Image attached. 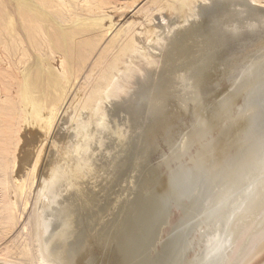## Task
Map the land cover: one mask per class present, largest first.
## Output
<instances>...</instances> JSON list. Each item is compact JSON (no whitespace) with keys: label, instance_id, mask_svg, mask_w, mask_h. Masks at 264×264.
<instances>
[{"label":"rangeland","instance_id":"374dc122","mask_svg":"<svg viewBox=\"0 0 264 264\" xmlns=\"http://www.w3.org/2000/svg\"><path fill=\"white\" fill-rule=\"evenodd\" d=\"M241 1L0 0V264H42L39 251L44 248L52 249L57 256L58 253L65 255L64 260L61 259L63 264H96L106 237L148 166L149 157L152 159L162 141L160 134L149 135L153 144L147 134L144 137L148 126L145 123L156 119L159 111H166L161 117L164 121H168L165 116L169 120L175 118L197 80L196 75L206 70L202 68L208 65L205 68L209 70L249 47L251 42L264 38V0ZM153 27L163 32L165 40L168 39L166 43L184 40L186 50L181 49L182 55L180 52L177 60L172 52V58H167L173 42L165 43L167 50L165 46L161 52L154 41L151 42L155 35L151 33ZM237 30L241 34L236 35ZM131 39L141 49L137 48L130 59L121 61L123 68L129 67L135 58L141 61L145 51L153 56L158 54V64L162 63L151 69L143 66L148 71L138 73L126 84L121 93L126 94L130 88L127 95L104 101L102 106L107 112L104 124L111 128L108 126L109 131L96 138L88 151L93 159L89 162L91 169L84 172L88 175L83 176L85 180L82 178L78 186L65 174L49 196L40 185L42 176L50 175L53 164L56 171H65L70 164L68 160L73 155L71 162L76 159L77 152L68 149L67 143H76V133H81L100 111L93 109V103L87 104L86 98ZM212 58H216V63ZM211 61L214 63L209 64ZM125 70H119L118 76L123 77ZM177 73H185L183 77H186H182L185 80ZM148 131L151 134V130ZM120 133L123 138H119ZM99 140L102 142L97 143ZM143 140L149 142L145 148L148 157L144 155L145 149H141L146 147ZM55 159L60 162L58 165ZM42 218H50L49 223L53 225L49 224L51 229L46 236L59 229L58 234L57 230L53 233L57 237H42L49 243L44 248V244H40L39 230ZM84 233L86 237H82ZM84 245L88 256L81 252Z\"/></svg>","mask_w":264,"mask_h":264},{"label":"water","instance_id":"95a60500","mask_svg":"<svg viewBox=\"0 0 264 264\" xmlns=\"http://www.w3.org/2000/svg\"><path fill=\"white\" fill-rule=\"evenodd\" d=\"M96 264H264V38L198 76Z\"/></svg>","mask_w":264,"mask_h":264},{"label":"bare ground","instance_id":"6f19581e","mask_svg":"<svg viewBox=\"0 0 264 264\" xmlns=\"http://www.w3.org/2000/svg\"><path fill=\"white\" fill-rule=\"evenodd\" d=\"M83 1V0H82ZM241 1V0H240ZM256 1V0H255ZM85 2V1H84ZM241 2H243V1H241ZM249 2V1H248ZM252 2V1H251ZM250 2V3H251ZM245 3V2H244ZM195 4V3H194ZM240 4H242V3H240ZM246 4V3H245ZM252 4H253V2H252ZM251 4V5H252ZM208 5V4H207ZM253 6V5H252ZM66 7V6H65ZM221 8V7H220ZM242 8V7H241ZM240 8V9H241ZM250 8V7H249ZM258 8V7H257ZM191 9V8H190ZM215 9V8H214ZM260 9V8H259ZM200 10V9H199ZM261 10V9H260ZM203 11H204V9H203ZM211 13V12H210ZM229 13H231V12H229ZM245 14V13H244ZM193 15V14H192ZM239 15V14H238ZM246 15V14H245ZM164 16V15H163ZM171 16V15H170ZM119 17V16H118ZM162 17V16H161ZM187 17V16H186ZM242 17V16H241ZM129 18V17H128ZM143 18V17H142ZM193 18V17H192ZM239 18V17H238ZM245 18H247V17H245ZM121 19V18H120ZM190 19V18H189ZM236 19V18H235ZM162 20V19H161ZM209 20V19H208ZM237 20V19H236ZM164 21V20H163ZM235 21V20H234ZM244 21V20H243ZM184 22H185V20H184ZM241 22V21H240ZM233 23V22H232ZM243 23V22H242ZM186 24V23H185ZM161 25V24H160ZM237 25V24H236ZM127 26V25H126ZM157 27V26H156ZM226 27V26H225ZM239 27V26H238ZM139 28V27H138ZM174 28V27H173ZM201 28H203V27H201ZM200 28V29H201ZM234 28V27H233ZM249 28V27H248ZM253 28V27H252ZM247 29V28H246ZM173 30V29H172ZM256 30V29H255ZM262 30V29H261ZM147 31V30H146ZM152 31L153 32H151V33H155V35H154V38H151L152 40H151V42L152 41H154V43L158 46V48H160V52H161V49H162V51L164 50V47L166 46V44H169L170 43V45H171V43H172V48H171V50H169L168 52H169V55H170V53L172 52V54L173 55H175L173 58H176L175 60H177L178 58V56H180V54L182 55V52L184 51V50H186L185 48L183 49V47L185 46L184 45V43H183V41L184 40H182V41H177L176 42V40L177 39H175V41H173L172 40V42L170 41H168V43H166L165 41H167V40H165L167 37L166 36H163L162 34H163V32H162V34L160 33V31H158V29L157 28H155V27H153V29H152ZM176 31V30H175ZM185 31V30H184ZM196 31V30H195ZM203 31V30H202ZM201 31V32H202ZM240 31V30H239ZM243 31V30H242ZM251 31V30H250ZM254 31V30H253ZM142 32V31H141ZM192 32H193V30H192ZM230 32V31H229ZM228 32V33H229ZM237 32H238V30H237ZM252 32V31H251ZM254 32H257V31H254ZM168 33H171V30H170V32H168ZM195 33V32H194ZM234 33V32H233ZM239 33L241 34V31L240 32H238V33H236V35H239ZM192 34V33H191ZM199 34V33H198ZM235 34V33H234ZM234 34H232V35H234ZM243 34V33H242ZM250 34V33H249ZM137 35V34H136ZM220 35V34H219ZM222 35V34H221ZM220 35V36H221ZM199 36V35H198ZM256 36V35H255ZM262 36V35H261ZM146 38H147V36H145ZM175 37V36H174ZM231 37V36H230ZM233 37H235V36H233ZM232 37V38H233ZM240 37V36H239ZM142 38V37H141ZM140 38V39H141ZM144 38V37H143ZM150 38V37H149ZM190 38V37H189ZM135 39H137V38H135ZM145 39V38H144ZM173 39V38H172ZM208 39V38H207ZM223 39V38H222ZM230 39V38H229ZM234 39V38H233ZM235 39H236V37H235ZM234 39V40H235ZM261 39V38H260ZM239 40V39H238ZM137 41H138V39H137ZM220 41V40H219ZM224 41V40H223ZM229 41V40H228ZM139 43V42H138ZM145 43V42H144ZM166 43V44H165ZM214 43V42H213ZM219 43V42H218ZM249 43V42H248ZM252 44H254L253 42H251ZM140 44V43H139ZM138 44V45H139ZM251 44V45H252ZM122 45V44H121ZM145 45V44H144ZM144 45H142V46H144ZM154 45V44H153ZM187 45V44H186ZM215 45V44H214ZM137 46V44L135 43V40L134 39H131V40H129V42H128V44H127V46L125 47V49H124V52H122V53H120V55H119V59L117 60V61H113V62H111V68L109 69L110 71H107L106 70V72H104V73H102V76H101V78H102V81L100 82V83H98V84H95L94 85V87H96V89L94 88V91L91 93V94H89V96L86 98V103L87 104H89L90 105V103H93V104H91V105H93V109L94 108H97V109H99L98 111V116H97V118H95V120H92V121H90L89 120V122H87V124H86V122H85V128L82 130V132L81 133H78L77 131V133H76V136H78V141L76 140V143H72L71 141V143L69 142V143H67V144H69L68 145V149H74V151H76L77 152V154H76V159L74 160V161H72L71 162V160H72V157L74 156H72L71 157V154H70V156L69 157H71V160H68L69 162H70V164L68 165V167L67 168H65V171L63 170V171H56L55 170V168H56V164H53L52 166H51V168H50V171L51 172H49L50 173V175L48 176H46V175H41L43 178H42V183L40 184V185H42V188L43 189H45V190H47V194H51V192H53L52 191V189H54L53 187L55 186V184L56 183H58L59 181V179L61 178V177H63V176H65V174L66 175H68L69 177H70V179L72 180V182H73V185H77V183H78V186H80L79 184H80V181L82 180V178H83V176H87L88 175V173H87V175H84V172L86 171V170H89V169H91L90 167H89V162H90V160H91V158L92 157H90L89 155H88V151L91 149V146L93 145V143L95 142V140H96V138H98V137H100L101 135H103L104 134V131H109V129L111 128V126L110 125H106V124H104L105 123V113H107V112H104V106H102V105H105L104 104V101L106 102V100H110V101H112V99L113 98H118V97H122V94L124 93V91H125V87H126V84H128V83H130L132 80H133V78L138 74V73H143V71L144 70H147L149 67V69H151L152 68V66H155V67H157L156 65H158V67H159V65L162 63L161 61H160V64H158L159 62V60H158V57L160 58V56H158V54H156V56H153V55H150V54H147L146 53V51L145 52H143V59L141 60V61H136V58H135V60H132V62H130V60H129V62L131 63V65L129 66V67H126V65L124 66L125 68H123V63H121V61L122 60H124V59H128L129 57H130V55L133 53V52H136L135 50L137 49V48H139V46L138 47H136ZM170 46V47H171ZM195 46H197V45H195ZM136 47V48H135ZM185 47H187V46H185ZM198 47V46H197ZM120 48H121V46H120ZM143 48V47H142ZM146 48V47H145ZM156 48V47H155ZM190 48V47H189ZM215 48V47H214ZM225 48V47H224ZM139 49H141V47L139 48ZM138 49V50H139ZM170 49V48H169ZM181 49H182V52H181ZM145 50V49H144ZM143 50V51H144ZM152 50V49H151ZM166 50H167V46H166ZM187 50H188V48H187ZM142 51V50H141ZM189 51V50H188ZM157 52H159V51H157ZM159 52V53H160ZM181 52V53H180ZM186 53H187V51H185ZM213 52V51H212ZM232 52V51H231ZM117 53V52H116ZM129 53V54H128ZM180 53V54H179ZM185 53V54H186ZM216 53V52H215ZM228 53V52H227ZM238 53V52H237ZM134 54V53H133ZM137 54H138V51H137ZM168 54V53H167ZM185 54H183V55H185ZM224 54V53H223ZM230 54V53H229ZM232 54H233V52H232ZM116 55V54H115ZM159 55H161V54H159ZM165 55V54H164ZM167 56V58H172L171 57V55L170 56ZM187 55V54H186ZM228 55V54H227ZM112 56V55H111ZM114 56V55H113ZM112 56V57H113ZM132 56V55H131ZM212 56V55H211ZM219 56V55H218ZM224 56H226V55H224ZM223 56V57H224ZM231 56H233V55H231ZM231 56H229V57H231ZM22 57V56H21ZM161 57L163 58L164 56L163 55H161ZM182 57V56H181ZM180 57V58H181ZM183 58V57H182ZM197 58V57H196ZM216 58H218V57H216ZM215 58V59H216ZM130 59V58H129ZM132 59V58H131ZM133 59H134V57H133ZM213 59V58H212ZM215 59H213L214 60V62H215ZM219 59H222V58H219ZM218 59V60H219ZM138 60H139V58H138ZM163 60H165L164 58H163ZM171 60H173V59H171ZM174 60V61H175ZM226 60V58L224 59V61ZM59 61V60H58ZM125 61H127V60H125ZM217 61V60H216ZM221 61V60H220ZM220 61H219V63H220ZM123 62V61H122ZM129 62H127V63H129ZM145 62V63H144ZM171 62V61H170ZM176 62V61H175ZM174 62V63H175ZM213 61H211V62H209V64L210 63H212ZM213 62V63H214ZM222 62V61H221ZM9 63V62H8ZM167 63V62H166ZM216 63V62H215ZM169 64V63H168ZM208 64V63H207ZM5 65V64H4ZM7 65V64H6ZM61 65V64H60ZM173 65V63L171 64V66ZM57 66V65H56ZM145 68H147V69H145ZM212 66V65H211ZM210 66V67H211ZM7 67V66H6ZM61 67H62V65H61ZM104 67H105V65H104ZM122 67V68H121ZM144 69H143V68ZM174 67V66H173ZM175 67H177V66H175ZM205 67H208V65L207 66H205ZM202 68V70L203 69H206L207 70V68ZM215 67V66H214ZM8 68V67H7ZM178 68V67H177ZM211 68H213V67H211ZM210 68V69H211ZM121 69H126L125 71H124V76L122 77L121 75L120 76H118L119 75V70H121ZM157 69V68H156ZM168 69V68H167ZM171 69V68H170ZM176 69V68H175ZM189 70V69H188ZM206 70H203V71H201V72H199L198 73V75H196V76H199V75H201V74H203L204 72H206ZM148 71V70H147ZM165 71V70H164ZM171 71V70H170ZM192 71V70H191ZM199 71V70H198ZM208 71V70H207ZM169 72V71H168ZM167 72V73H168ZM184 72V71H183ZM8 73V72H7ZM6 73V74H7ZM123 73V72H122ZM161 73V72H160ZM189 73V72H188ZM187 73V74H188ZM196 73H197V71H196ZM195 73V74H196ZM4 74V73H3ZM95 74V73H94ZM144 74V73H143ZM142 74V75H143ZM183 74H185V73H183ZM183 74L181 75H179L178 73H177V75H179V76H181V79H183V78H185V77H183ZM192 74V73H191ZM194 75V74H193ZM139 76V75H138ZM179 76H177L179 79H180V77ZM183 77V78H182ZM193 78V77H192ZM191 78V79H192ZM196 78V77H195ZM198 78V77H197ZM137 79H139V78H137ZM187 79H189V78H187ZM131 80V81H130ZM135 80V79H134ZM183 80H185V79H183ZM182 80V81H183ZM190 80V79H189ZM189 80L187 81V82H189ZM193 80V79H192ZM182 81H180V82H182ZM10 82V81H9ZM185 82V81H184ZM4 83V82H3ZM159 84H160V82H158ZM191 83V82H190ZM159 84H157L158 86H159ZM183 84V83H182ZM186 84V83H185ZM10 85V84H9ZM162 85V84H161ZM179 86V85H178ZM185 86V85H184ZM191 86V85H190ZM157 87V86H156ZM188 86H187V84H186V88H187ZM155 89V88H154ZM182 89V88H181ZM124 90V91H123ZM129 90H130V88H129ZM129 90L128 91H126L125 93L126 94H123V95H127V93L129 92ZM168 90V89H167ZM190 90H191V88H190ZM123 91V93H121ZM158 91V90H157ZM186 91V90H185ZM184 91V92H185ZM145 93V92H144ZM169 93V92H168ZM189 93V92H188ZM86 94V93H85ZM146 94V93H145ZM152 95V94H151ZM160 95V94H159ZM1 96V95H0ZM5 97V96H4ZM86 97V96H85ZM156 99V98H155ZM160 100V99H159ZM117 102V101H116ZM151 102V101H150ZM159 102V101H158ZM148 103V102H147ZM180 103V102H179ZM153 104V103H152ZM162 104V103H161ZM102 106V108H99V106ZM164 106V105H163ZM144 107V106H143ZM152 108V107H151ZM5 110H6V108H4ZM162 110V109H161ZM171 110V109H170ZM180 110V109H179ZM163 112H164V110H163ZM166 112V111H165ZM164 112V113H165ZM164 113H162L161 111H159V114L158 115H156L157 117H156V119H154V120H152V122L151 123H145V124H148V126L147 127H145V130H147V132L149 133V131L148 130H151L150 132H151V134H148L147 132L146 133H144L145 135H144V137H146V134H147V136H148V138H150V136L151 135H153V134H160V138H161V135H163V137H162V139L164 138V136H165V134H166V132L168 131V129H169V127H170V125L172 124V122H173V120H174V118L173 119H168L167 118V116H165V120H168V121H164V120H162L161 119V117H162V114H164ZM172 113V115L174 114V111L173 112H171ZM156 114V113H155ZM107 115V114H106ZM170 115V114H169ZM176 115V114H175ZM175 115H174V117H175ZM154 116V115H153ZM152 116V117H153ZM90 117H93V116H90ZM151 117V116H150ZM108 118V117H107ZM164 118V117H163ZM93 119V118H92ZM142 119V118H141ZM145 120V119H144ZM147 121V120H146ZM109 122V121H108ZM108 122H106V123H108ZM149 124H150V126H151V129H148V127H150L149 126ZM93 125V127H91ZM108 126H110V128H108ZM144 126V125H143ZM90 128V129H89ZM108 129V130H107ZM121 129V128H120ZM114 131H116V130H114ZM120 131V130H119ZM80 132V131H79ZM124 132V131H123ZM75 133V132H74ZM110 133H112V131L110 132ZM116 133H119V132H116ZM114 134V133H113ZM112 134V135H113ZM121 134V133H120ZM118 135V134H117ZM150 135V136H149ZM119 136V135H118ZM155 136V135H154ZM110 137V136H109ZM116 137V136H115ZM143 137V138H144ZM153 137V136H152ZM156 137H158V136H156ZM107 138V137H106ZM119 138H123L122 137V134H121V136L119 137ZM154 138V137H153ZM68 139V138H67ZM115 139V138H114ZM139 139V138H138ZM145 139V138H144ZM152 138H150V139H148L149 140V142L150 143H152L153 144V142H151L152 140H151ZM159 139V138H158ZM98 140V139H97ZM100 140H102V138H100ZM97 141V143L98 142H102V141ZM151 140V141H150ZM138 141V140H137ZM142 141V140H141ZM144 141V140H143ZM154 141H157V139L156 140H154ZM24 142V141H23ZM145 142V146H146V141H144ZM144 142L142 143V144H144ZM148 142V143H149ZM136 143V142H135ZM147 143V144H148ZM66 144V143H65ZM133 144V143H132ZM139 144H141V142L139 143ZM155 144V143H154ZM137 145V144H136ZM157 145H158V143H157ZM156 145V146H157ZM160 145V144H159ZM158 145V146H159ZM123 146V145H122ZM143 146V145H142ZM148 146V145H147ZM147 146L146 147H140L141 149H145V148H147ZM154 146V145H153ZM158 146H157V148H158ZM152 147V146H151ZM151 147H150V149H151ZM66 148H67V146H66ZM156 148V149H157ZM149 149V147H148V150H150ZM155 149V148H154ZM52 150H54V149H52ZM146 150L147 149H145L144 151L146 152ZM66 151V150H65ZM70 151V150H69ZM73 150H71V152H72ZM73 151V152H74ZM138 151V150H137ZM141 151H143V150H141ZM151 151V150H150ZM152 151H153V147H152ZM140 152V151H139ZM138 152V153H139ZM153 152H155V150L153 151ZM94 153V152H93ZM142 153V152H141ZM149 153V152H148ZM66 154H68V153H66ZM128 154V153H127ZM137 154V153H136ZM143 154V153H142ZM141 154V155H142ZM154 154V153H153ZM69 155V154H68ZM144 155H147L146 157H148V155L149 154H147V152H146V154H144ZM151 155H152V153H151ZM150 156V155H149ZM67 157V156H66ZM68 157V159H70ZM61 158V157H60ZM121 158V157H120ZM148 159V158H147ZM149 159L151 160V158L149 157ZM93 160V159H92ZM91 160V161H92ZM54 161H56L57 162V165L60 163H58V160H54ZM63 161V160H62ZM115 161V160H114ZM126 161V160H125ZM148 161V160H147ZM55 162V163H56ZM69 162H67V163H69ZM113 162V161H112ZM123 162V161H122ZM62 163V162H61ZM148 163V162H147ZM51 164V163H50ZM92 164H94V163H92ZM91 164V165H92ZM105 164V163H104ZM135 164V163H134ZM149 164V163H148ZM47 166V165H46ZM60 166V165H59ZM94 166V165H93ZM49 167V166H48ZM58 167V166H57ZM64 167V166H63ZM62 166H61V168H63ZM94 168V167H93ZM106 168V167H105ZM131 168V167H130ZM142 169V168H141ZM143 169H144V167H143ZM143 169L141 170L142 172H143ZM146 169V168H145ZM49 170V169H48ZM94 170V169H93ZM127 170V169H126ZM137 170V169H136ZM45 171V170H44ZM43 171V172H44ZM90 171H92V170H90ZM123 171V170H122ZM121 171V172H122ZM47 172V171H46ZM48 173V172H47ZM45 174V173H44ZM86 174V173H85ZM132 174V173H131ZM141 174V173H140ZM142 175V174H141ZM136 176V175H135ZM140 177V176H139ZM66 178H67V176H66ZM124 178V177H123ZM65 179V178H64ZM121 179V178H120ZM127 179V178H126ZM139 179V178H138ZM66 180V179H65ZM65 180H63L64 182H65ZM83 180H85L84 178H83ZM82 180V181H83ZM135 181V180H134ZM67 183H68V181H67ZM82 183V182H81ZM119 183H121V181H119ZM68 185H69V183H68ZM67 185V186H68ZM64 186H66V185H64ZM68 187H70V186H68ZM81 187H82V185H81ZM41 188V189H42ZM79 192V191H78ZM46 194V193H45ZM50 194H49V196H50ZM48 197V196H47ZM57 198V197H56ZM129 198V197H128ZM54 199H52V201H53ZM49 201H51V200H49ZM55 202V201H54ZM51 203V202H50ZM53 203V202H52ZM75 206V205H74ZM50 207V206H49ZM66 208V207H65ZM82 209H84V208H82ZM75 210V209H74ZM64 212V211H63ZM75 212V211H74ZM85 212V211H84ZM102 212V211H101ZM45 213V212H44ZM70 213V212H69ZM69 213H68V215H69ZM48 214V213H47ZM46 214V215H47ZM72 214H73V212H72ZM78 214V213H77ZM81 214H83V213H81ZM44 216H45V214H44ZM82 216V215H81ZM84 216V215H83ZM96 216V215H95ZM79 217V216H78ZM88 217V216H87ZM100 217V216H99ZM52 218V217H51ZM82 218V217H81ZM80 218V219H81ZM94 218V217H93ZM50 218H42V222H41V225H39V227H40V235H41V239L40 240H42L41 241V246H42V243L44 244V246H42L43 248L45 247V245L47 244H49V243H47L48 241H46V243H45V239H42V237L44 238L46 235L45 234H47V232H48V229L50 230L51 228H50V226H53L52 224H50L49 222H50V220H49ZM80 219H78V220H80ZM82 220H83V218H82ZM92 221V220H91ZM83 222V221H82ZM59 223V222H58ZM49 224H50V226H49ZM62 224H64V223H62ZM55 226H56V224H55ZM62 228H63V226H62ZM66 228H67V226H66ZM69 228V227H68ZM57 230V231H56ZM55 231L57 232V234L59 233V229H56ZM63 230H64V228H63ZM62 229H61V231H63ZM90 230V229H89ZM54 231V230H53ZM54 231V232H55ZM84 231V230H83ZM91 231V230H90ZM53 232V233H54ZM51 233V232H50ZM53 233H51V234H49L48 233V235L46 236V239H49V238H51V237H57L56 235H53ZM86 233V232H85ZM84 233V234H85ZM89 233V232H88ZM91 233H92V231L90 232V235H91ZM66 234V233H65ZM78 234V233H77ZM76 234V235H77ZM45 235V236H44ZM72 235H73V233H72ZM71 235V236H72ZM86 235L87 234H85L84 236H82V237H86ZM89 235V234H88ZM63 236H64V234H63ZM47 237H49V238H47ZM61 237V236H60ZM89 237V239H90V236H88ZM87 237V238H88ZM64 238H65V236H64ZM64 238H63V240H64ZM75 238V237H74ZM62 239V238H61ZM67 239H68V237H67ZM70 239V238H69ZM71 239H73V238H71ZM86 239V238H85ZM84 239V240H85ZM91 239H92V237H91ZM60 240V239H59ZM66 240V239H65ZM65 240L63 241L64 243H65ZM88 240V239H87ZM87 240H85V241H87ZM60 241H62V240H60ZM67 241H69V240H67ZM66 241V242H67ZM49 242H50V240H49ZM54 242H55V240H54ZM54 242H52L53 243V245H54ZM72 242V241H71ZM89 242V241H88ZM87 242V243H88ZM57 243V242H56ZM62 243V242H61ZM81 243V242H80ZM82 243H83V241H82ZM66 244V243H65ZM69 244V243H68ZM70 244H72V243H70ZM69 244V245H70ZM75 244V243H74ZM78 244V243H77ZM62 245V244H61ZM60 245V246H61ZM40 246V247H41ZM63 246V245H62ZM61 246V247H62ZM65 246V245H64ZM82 246V245H81ZM80 246V247H81ZM41 247V249H43ZM52 247H54V246H52ZM61 247H60V249H61ZM49 248V247H48ZM64 248V247H63ZM84 248L85 249H83L84 251H82L81 250V252H85L86 254L85 255H87V251H85V250H88L87 249V246L85 247V245H84ZM90 248V247H89ZM65 249H68V248H65ZM72 249V248H71ZM81 249V248H80ZM73 250H75V249H73ZM72 250V251H73ZM58 251V250H57ZM40 253H39V260L42 262V264H57L58 263V261H61V263H62V260H64V258H65V255L64 256H62L63 254H61V253H58L59 255L57 256L54 252H52V249L49 251V249L47 250L46 248H44L42 251L40 250L39 251ZM61 252V251H60ZM69 252V251H68ZM57 253V252H56ZM74 253V252H73ZM78 253H79V250H78ZM76 254H77V252H76ZM82 254H84V253H82ZM81 254V255H82ZM16 255H18V254H16ZM66 255H68V253H66ZM72 255H74V254H72ZM75 256V255H74ZM73 256V257H74ZM88 256V255H87ZM86 256V257H87ZM67 257V256H66ZM70 257H71V255H70ZM83 257L85 258V256L83 255ZM62 259V260H61ZM71 260V259H70ZM83 260V259H82ZM64 262V261H63ZM66 262V261H65ZM70 262H72V261H70ZM74 262V261H73ZM60 263V264H61ZM6 264V263H5ZM63 264V263H62ZM75 264V263H74Z\"/></svg>","mask_w":264,"mask_h":264},{"label":"clouds","instance_id":"9594fccd","mask_svg":"<svg viewBox=\"0 0 264 264\" xmlns=\"http://www.w3.org/2000/svg\"><path fill=\"white\" fill-rule=\"evenodd\" d=\"M221 250H222V245L216 244L215 246H213L212 240L210 239V241H209V251H208L207 259L211 260Z\"/></svg>","mask_w":264,"mask_h":264}]
</instances>
